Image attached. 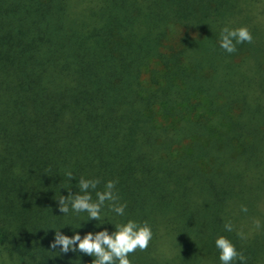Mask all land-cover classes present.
<instances>
[{"label": "trees", "instance_id": "16d2710c", "mask_svg": "<svg viewBox=\"0 0 264 264\" xmlns=\"http://www.w3.org/2000/svg\"><path fill=\"white\" fill-rule=\"evenodd\" d=\"M81 176L125 204L100 227L150 225L131 264H219L217 235L264 264V0H0V264H91L49 248L99 230L58 210Z\"/></svg>", "mask_w": 264, "mask_h": 264}, {"label": "clouds", "instance_id": "9594fccd", "mask_svg": "<svg viewBox=\"0 0 264 264\" xmlns=\"http://www.w3.org/2000/svg\"><path fill=\"white\" fill-rule=\"evenodd\" d=\"M252 35L246 26L235 28L221 27L219 33L218 46L227 53L235 51V46L241 42H250ZM68 178H73L71 172H67ZM96 178H84L81 176L76 180L79 191L73 193L69 191L67 195H60L56 199L57 207L61 214H72L84 212L87 220L95 221L94 228L98 231H86L81 236L79 232L65 235L58 229L53 231L52 239L49 241V248L59 246V252L68 251L86 254L91 259V264H131L128 254L135 250H143L152 239V230L146 221H137L131 218L123 222L111 224L112 230L100 227L104 223L101 221L102 209L107 207L116 216H123L125 204L119 201L114 190L115 180H105L102 190H96L93 199L92 192L98 183ZM67 190V189H66ZM107 202V205H106ZM242 212L247 209L241 206ZM253 226L260 227V221L253 219ZM225 232H231L233 225L225 222L223 225ZM51 229V228H50ZM244 238L243 233H237ZM217 250L219 264H245V257L237 251L235 245L224 235H217L213 241Z\"/></svg>", "mask_w": 264, "mask_h": 264}, {"label": "rangeland", "instance_id": "374dc122", "mask_svg": "<svg viewBox=\"0 0 264 264\" xmlns=\"http://www.w3.org/2000/svg\"><path fill=\"white\" fill-rule=\"evenodd\" d=\"M261 200L259 201V205H258V209L256 210L255 213H249V215H244L245 218L248 219V223L247 225H245L244 222H242V227L244 225L245 229L247 227V233H252L255 230H259V228H256L253 226V219L259 220L261 226L264 225V223H262V221L264 220V194H262V196L260 197ZM262 228V227H260Z\"/></svg>", "mask_w": 264, "mask_h": 264}]
</instances>
